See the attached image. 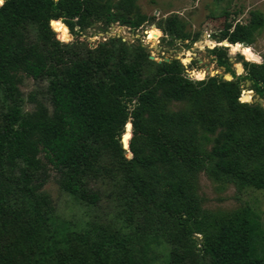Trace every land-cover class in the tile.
Returning <instances> with one entry per match:
<instances>
[{
  "label": "trees",
  "instance_id": "obj_1",
  "mask_svg": "<svg viewBox=\"0 0 264 264\" xmlns=\"http://www.w3.org/2000/svg\"><path fill=\"white\" fill-rule=\"evenodd\" d=\"M178 20L157 28L186 41ZM148 21L135 0L0 5V264H156L158 250L162 264H264L260 215L249 205L206 211L197 195L202 171L264 189V109L240 101L241 81L264 98V61H243L236 81L194 80L180 60H151L146 46L120 37L96 48L72 44L63 55L52 29L68 40L67 26L79 36L96 22L136 30ZM263 28L264 15L253 11L247 24L226 22L219 42L242 51ZM226 49L214 52L234 77ZM23 75L49 82L48 103L33 100L31 112ZM50 171L87 207L116 200L122 225L62 217L44 190Z\"/></svg>",
  "mask_w": 264,
  "mask_h": 264
},
{
  "label": "rangeland",
  "instance_id": "obj_2",
  "mask_svg": "<svg viewBox=\"0 0 264 264\" xmlns=\"http://www.w3.org/2000/svg\"><path fill=\"white\" fill-rule=\"evenodd\" d=\"M135 3L138 12L153 19L148 22H152L155 28L143 24L135 30L121 22H115L109 26L102 22H96L78 36L76 34L79 30L78 27L72 31L65 24L71 35V38L67 40L60 38L51 25L56 38L64 45L61 53L65 55L64 51L72 44H90L91 48H96L99 43H105L110 38L120 37L128 44H143L147 47L150 57L158 62L170 59L180 60L194 80L216 76L227 81H236L238 77L245 75L243 61L255 63L264 61V28L250 47L242 48L243 52L234 50L227 41L219 42V36L224 30L226 22L247 24L253 11H259L264 15V0H135ZM173 15L179 17L176 30L187 34L188 40L172 38L157 28V24L160 27L164 20ZM35 37L34 33L33 38ZM220 47H227V62L231 71L235 73L234 77L217 61L219 55L214 51ZM22 77L19 89L23 97L24 111L31 112L34 109L33 100L48 103V80L35 81L25 75ZM240 86L241 102L259 104L258 101L262 100V104L259 105L264 109V98L257 97L252 84L241 81ZM172 108L177 110L178 106H172ZM127 157L131 158V153L128 152ZM50 174L51 177L44 190L52 197L58 213L62 217L75 224L98 219L112 227L122 225L123 216L120 213L122 207L116 200H109L104 196L99 206L87 207L63 191L54 171H50ZM197 181V195L202 209L213 213H230L249 205L260 215L264 227V189L241 188L234 183L216 181L206 171L199 173ZM97 186L103 194L109 192L108 185L99 182ZM195 238L201 241L202 236L195 235ZM195 251L202 259V253L197 249ZM164 253V251L158 250L156 264H162Z\"/></svg>",
  "mask_w": 264,
  "mask_h": 264
},
{
  "label": "water",
  "instance_id": "obj_3",
  "mask_svg": "<svg viewBox=\"0 0 264 264\" xmlns=\"http://www.w3.org/2000/svg\"><path fill=\"white\" fill-rule=\"evenodd\" d=\"M52 22H53V21H51V24H52ZM146 24H147V25H151V23H146ZM227 43H228V42H227ZM150 59L153 60V57H150ZM166 61H169V60H166ZM247 83H248V84H251L250 81H247ZM257 97L259 98V96H257ZM258 102H259V104H262V100H259ZM123 144H124V143H123ZM124 147H125V146H124ZM125 149H127V148H125Z\"/></svg>",
  "mask_w": 264,
  "mask_h": 264
},
{
  "label": "built area",
  "instance_id": "obj_4",
  "mask_svg": "<svg viewBox=\"0 0 264 264\" xmlns=\"http://www.w3.org/2000/svg\"><path fill=\"white\" fill-rule=\"evenodd\" d=\"M147 23H151V25H147V24L145 23V26H147V27H149V26H150V27H152V28H153V27L155 26V25H154L152 22H147ZM154 28H155V27H154ZM188 74H189V73H188ZM189 75H190V74H189Z\"/></svg>",
  "mask_w": 264,
  "mask_h": 264
},
{
  "label": "clouds",
  "instance_id": "obj_5",
  "mask_svg": "<svg viewBox=\"0 0 264 264\" xmlns=\"http://www.w3.org/2000/svg\"><path fill=\"white\" fill-rule=\"evenodd\" d=\"M3 3V0H0V4H2Z\"/></svg>",
  "mask_w": 264,
  "mask_h": 264
}]
</instances>
